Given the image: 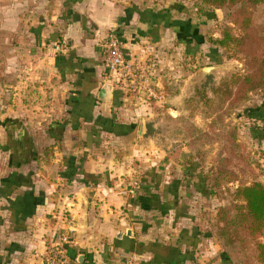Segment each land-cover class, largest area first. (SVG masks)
Returning a JSON list of instances; mask_svg holds the SVG:
<instances>
[{
  "label": "crops",
  "instance_id": "1",
  "mask_svg": "<svg viewBox=\"0 0 264 264\" xmlns=\"http://www.w3.org/2000/svg\"><path fill=\"white\" fill-rule=\"evenodd\" d=\"M209 24L180 5L138 0H0V264H44L61 236L67 264L226 262L196 222L199 193L191 197L188 170L156 172L142 118L147 98L110 87L102 47L114 35L132 63L149 61L151 86L164 99L163 74L173 59L195 58ZM39 91L41 107L33 102ZM247 113L264 127V103Z\"/></svg>",
  "mask_w": 264,
  "mask_h": 264
},
{
  "label": "rangeland",
  "instance_id": "2",
  "mask_svg": "<svg viewBox=\"0 0 264 264\" xmlns=\"http://www.w3.org/2000/svg\"><path fill=\"white\" fill-rule=\"evenodd\" d=\"M138 1L141 6L151 8L180 5L190 14H203L210 18L206 45L202 49H194L193 55L197 53L195 58L179 56L173 59L174 70L166 68L168 72L163 74L164 91L170 96L169 103L165 102V98L160 103L147 99L148 108L142 114L147 125L145 137L149 146L146 150L149 156L159 161L155 170L163 175L178 176L187 168L186 165L198 164L195 170H189L187 174L191 175V190L195 189L191 197L195 192L199 193L196 195L198 199H193L199 229L207 240L220 243L221 254L226 257L225 264H256L253 244H247L244 250L237 245L226 250L222 247L215 222L219 207H231L235 189L239 185L260 181L263 174L260 160L264 155L253 143H258L256 139L264 143V139H259L264 137V127L249 120L247 112L264 103V90L248 92L241 100L232 96L224 98L211 92L213 87L223 82L234 91L233 79L245 73L242 54L231 47L216 45L222 24L236 36L241 31L226 19L230 10L210 9L202 6L199 0ZM252 15L255 22L263 21L264 3L253 9ZM21 37L24 42L25 35L7 36L3 44L20 42L18 39ZM48 48L44 46V49ZM149 64V61L146 62V66ZM148 76L151 78L149 71ZM33 102L34 106L39 104L41 107L45 94L39 91ZM241 234L245 235L242 231ZM216 260L217 264H224Z\"/></svg>",
  "mask_w": 264,
  "mask_h": 264
},
{
  "label": "trees",
  "instance_id": "3",
  "mask_svg": "<svg viewBox=\"0 0 264 264\" xmlns=\"http://www.w3.org/2000/svg\"><path fill=\"white\" fill-rule=\"evenodd\" d=\"M199 2L210 9L230 10L226 19L241 31V34L236 36L229 27L222 24L216 45L221 48L231 47L242 54L245 73L233 79L234 91L223 82L213 87L211 92L224 98L232 96L236 100H241L248 92L264 90V20L255 22L252 15V10L263 4L264 0H199ZM169 100L170 96L165 92V102L169 103ZM261 124L258 126H262ZM74 162V158L66 162V172L70 173V176L77 168L74 167ZM197 167L198 164L192 163L186 169L195 170ZM217 180L218 178L214 180L215 186ZM233 198L231 207H219L215 213L222 247L226 250L227 247L237 245L244 250L247 244H253L256 263L264 264V182L254 181L249 185H239L233 193ZM241 231L245 235H242Z\"/></svg>",
  "mask_w": 264,
  "mask_h": 264
},
{
  "label": "built area",
  "instance_id": "4",
  "mask_svg": "<svg viewBox=\"0 0 264 264\" xmlns=\"http://www.w3.org/2000/svg\"><path fill=\"white\" fill-rule=\"evenodd\" d=\"M102 47L104 49V66L110 77L109 85L112 89L120 91L124 95L139 94L146 96L148 100L154 99L159 103L163 101L161 94L156 93L151 86L148 67L132 63L127 58L122 44L116 36L110 35ZM149 50L151 51L152 48ZM66 240L61 236L52 248L43 255L45 264H67L63 250ZM124 264H133V261L128 258Z\"/></svg>",
  "mask_w": 264,
  "mask_h": 264
},
{
  "label": "water",
  "instance_id": "5",
  "mask_svg": "<svg viewBox=\"0 0 264 264\" xmlns=\"http://www.w3.org/2000/svg\"><path fill=\"white\" fill-rule=\"evenodd\" d=\"M109 93H110V87L108 85H104L99 92L98 98L102 101L108 100L109 99ZM143 128H144V124L142 121L140 123V126H139V136H141V134L143 132ZM118 237H121V235H119Z\"/></svg>",
  "mask_w": 264,
  "mask_h": 264
}]
</instances>
